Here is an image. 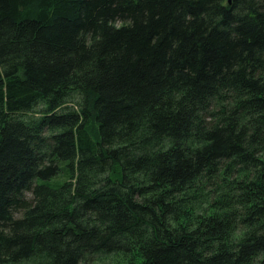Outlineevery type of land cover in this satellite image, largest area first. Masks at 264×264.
<instances>
[{
	"label": "trees",
	"instance_id": "obj_1",
	"mask_svg": "<svg viewBox=\"0 0 264 264\" xmlns=\"http://www.w3.org/2000/svg\"><path fill=\"white\" fill-rule=\"evenodd\" d=\"M0 264H264V0H0Z\"/></svg>",
	"mask_w": 264,
	"mask_h": 264
},
{
	"label": "rangeland",
	"instance_id": "obj_2",
	"mask_svg": "<svg viewBox=\"0 0 264 264\" xmlns=\"http://www.w3.org/2000/svg\"><path fill=\"white\" fill-rule=\"evenodd\" d=\"M27 196V198H30V195H26Z\"/></svg>",
	"mask_w": 264,
	"mask_h": 264
}]
</instances>
